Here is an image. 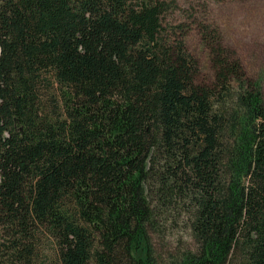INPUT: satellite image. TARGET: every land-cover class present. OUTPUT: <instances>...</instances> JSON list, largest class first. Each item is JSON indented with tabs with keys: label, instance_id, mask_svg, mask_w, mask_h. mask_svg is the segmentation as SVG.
<instances>
[{
	"label": "trees",
	"instance_id": "obj_1",
	"mask_svg": "<svg viewBox=\"0 0 264 264\" xmlns=\"http://www.w3.org/2000/svg\"><path fill=\"white\" fill-rule=\"evenodd\" d=\"M170 8L0 0V264H264L261 81Z\"/></svg>",
	"mask_w": 264,
	"mask_h": 264
},
{
	"label": "rangeland",
	"instance_id": "obj_2",
	"mask_svg": "<svg viewBox=\"0 0 264 264\" xmlns=\"http://www.w3.org/2000/svg\"><path fill=\"white\" fill-rule=\"evenodd\" d=\"M171 8L163 16V25L169 31L181 34L184 37L187 51L194 56L200 66L198 81H208L212 77L208 61V52L203 45L198 27L206 24L210 28L220 30L217 21L225 15L236 11H247L249 7L256 9L258 13H264V0H166ZM182 25V26H181ZM222 44L234 51L235 56L240 60L243 69L247 74L258 78L261 81L262 94L264 99V45L256 44L250 47H238L228 41L221 32ZM163 239H153L155 247L166 244L179 249L191 247L192 238L184 228L172 229ZM43 251L54 258L53 245L44 238Z\"/></svg>",
	"mask_w": 264,
	"mask_h": 264
},
{
	"label": "clouds",
	"instance_id": "obj_3",
	"mask_svg": "<svg viewBox=\"0 0 264 264\" xmlns=\"http://www.w3.org/2000/svg\"><path fill=\"white\" fill-rule=\"evenodd\" d=\"M228 41L238 47L264 45V13L249 7L247 11H236L217 21Z\"/></svg>",
	"mask_w": 264,
	"mask_h": 264
}]
</instances>
